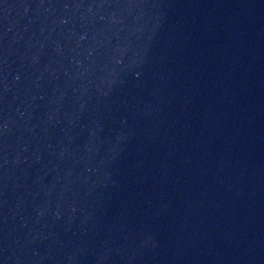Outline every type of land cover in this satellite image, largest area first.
<instances>
[{"label":"water","instance_id":"obj_1","mask_svg":"<svg viewBox=\"0 0 264 264\" xmlns=\"http://www.w3.org/2000/svg\"><path fill=\"white\" fill-rule=\"evenodd\" d=\"M0 264H264V0H0Z\"/></svg>","mask_w":264,"mask_h":264}]
</instances>
